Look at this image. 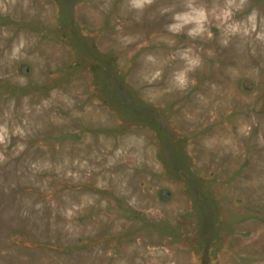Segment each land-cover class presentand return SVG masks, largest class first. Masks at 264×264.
<instances>
[{"label": "rangeland", "instance_id": "1", "mask_svg": "<svg viewBox=\"0 0 264 264\" xmlns=\"http://www.w3.org/2000/svg\"><path fill=\"white\" fill-rule=\"evenodd\" d=\"M0 264H264V0H0Z\"/></svg>", "mask_w": 264, "mask_h": 264}, {"label": "clouds", "instance_id": "2", "mask_svg": "<svg viewBox=\"0 0 264 264\" xmlns=\"http://www.w3.org/2000/svg\"><path fill=\"white\" fill-rule=\"evenodd\" d=\"M147 0H133V6L136 8H142ZM190 11L178 15L175 19L178 21L177 24L170 26V30L174 32L180 31L185 25L193 24L194 27L189 30L190 36H196L205 31L204 23L206 21V14L203 9L194 8L191 4H189ZM187 63L188 68L185 71H181L176 74L175 80L179 87H183L187 83L186 72L194 69L199 64L198 58H193L188 55V53H184L183 57ZM151 59V57H149Z\"/></svg>", "mask_w": 264, "mask_h": 264}]
</instances>
